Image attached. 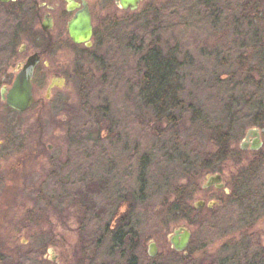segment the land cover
<instances>
[{
    "label": "rangeland",
    "instance_id": "obj_1",
    "mask_svg": "<svg viewBox=\"0 0 264 264\" xmlns=\"http://www.w3.org/2000/svg\"><path fill=\"white\" fill-rule=\"evenodd\" d=\"M178 2L181 0H144L136 12L130 13L117 10L112 3L99 5L97 1L92 4V13L97 28L105 30L126 18L168 9ZM206 3L210 11L205 16L208 20L198 26L193 23L197 30L182 35L178 44L167 45H173L170 56L178 54L177 62L171 63V87L179 89L182 99L195 101L190 112L177 121L176 128L167 123L168 111L157 115L151 106L142 103L143 94L134 80L135 74H127L132 64L123 49L117 51L118 58L109 61L110 68L119 71L117 78L110 75L113 70L109 71L106 65L105 68L97 56V37L91 39L90 48L68 46L58 60L45 58L50 62L49 68L56 71L55 78L64 80L48 98L46 89L52 71L43 69L41 64L32 81L34 105L24 113L14 114L0 100V140L9 139L18 147L14 154H7L5 147H0V258H8V252H13L16 264L26 250L37 249L46 255L45 264H73L81 247L87 246L80 243L77 224L83 212L70 205L69 194L76 193L78 183H74L86 174L110 180L108 195L106 192L105 197H94L97 209L105 202H117L126 188L133 194L140 192L141 204H137L132 215L141 217L144 242L153 238L159 247L158 256L148 264H200L209 259L215 260V264H264V118L260 116L264 112L256 110L259 100H264V69L250 75L252 79H261L258 83L262 85L250 111L239 117L234 129L224 126L229 133L224 148L234 152L240 151L239 145L249 129H259L262 147L258 152L227 155L223 167L218 162L211 163L212 167L203 166L191 175L185 173L172 153L171 131L182 141L184 135L193 139L190 162L197 163L200 155L216 154L222 149L217 141L220 127L226 125L231 112L236 114L244 97L237 85L228 88L232 80L225 81L226 88L221 91L215 89V80L231 76L241 59L252 66L257 59L252 48L237 51L236 43L229 46L238 30L230 25L226 28L222 15L217 14L218 7L235 4L236 0ZM195 10L187 17L192 18ZM20 28L0 17V61L3 56L9 57L2 67L8 77L0 79V86L6 84L9 88L16 64L43 48L40 42L24 39ZM169 41L163 38L162 42L166 45ZM126 42L120 41L118 48H125ZM25 43L27 53L19 56L17 50ZM124 82H128L127 87ZM243 91L251 93L254 89L250 85ZM39 137L45 146L37 155L41 165L35 167L33 162L20 157L28 148V153L34 154L32 146ZM53 161L62 167L57 175L50 174ZM215 174H221L225 194L215 189L204 191L206 178ZM176 187L183 190L181 203L187 206L185 214L180 211L177 216L168 211L177 199L173 193ZM231 192L233 199L228 196ZM128 201L134 207V199ZM199 201L216 205L197 210L194 205ZM190 208L198 212H191ZM177 226L191 233L188 255L183 261L171 251L167 239ZM209 226L211 236L206 235ZM49 248L51 253L47 252ZM39 263L41 260L34 258L33 264Z\"/></svg>",
    "mask_w": 264,
    "mask_h": 264
},
{
    "label": "trees",
    "instance_id": "obj_2",
    "mask_svg": "<svg viewBox=\"0 0 264 264\" xmlns=\"http://www.w3.org/2000/svg\"><path fill=\"white\" fill-rule=\"evenodd\" d=\"M208 1L209 0H181V2L176 3L173 7H169L168 9L148 11L147 13L141 15L126 18L120 23L112 25L104 33L98 35L97 37L99 49L97 56L104 67L106 65L109 71L113 70L110 71V75L113 78H117L116 73H119V71H115L117 68L111 69L109 61L112 62L114 59L118 58L120 53L117 51L119 49H123L127 53V56L132 64L128 68L127 74H135L136 79L134 80L137 81L138 88L141 89L143 94L142 103L145 105L147 104V106H151L157 115L161 114L162 110H165L166 112L168 111L169 117L167 116L166 118L167 123L168 125L173 126V128L178 127L177 121L183 117V115L190 112L195 105V101L192 98L188 100L182 99L179 96V89L171 87L170 78L172 77V72H174L171 63L172 61L177 62L178 54L170 56V51L172 50L173 45L172 47L170 46L171 48L167 47V45H170L171 42L178 44V40H180L182 35L187 34L190 31L197 30L193 23L198 26L202 22L204 23L205 20H208V18H205V16L210 13L208 8L206 9V6L208 5L206 2ZM193 8L196 9L195 13L192 18H188L187 15L194 10ZM216 11L219 17L222 15V22L227 25L226 28H229L228 26L230 25L238 30V36L236 38L233 37L231 41L228 42L229 46L236 43L237 49L234 50L237 51H242L245 48H252L257 59L254 66L249 64L248 60L241 59L237 63V68L233 71L231 76H220L217 80H215L214 87L215 89H218V91L226 88L223 87L225 81L232 80L233 84L228 86V88L231 87L232 89V86L237 85L239 92L242 94L241 96L244 97L240 104V108L235 111L236 114L231 112L228 115L226 125H222L223 127H220L222 130L219 138H217V141L222 147L221 150H218L216 154L212 153L207 156L200 155V159L199 161L197 160V163L190 162L188 161V155L191 159L192 151H190V146L193 144V139L184 135L182 141L176 132L173 133L171 131V134L174 136L172 153L176 154L178 164H180L185 173L189 175L196 170L198 171L199 169H203V166L210 168L212 167V164L217 162L220 163V167H223L222 165L225 164L227 155V157H232L240 153V151L234 152L224 148L226 137L229 134L227 132V128H235V124L238 123L239 117L243 115V113L250 111L249 108L251 103L257 99L258 95L262 91V85L258 83L261 79H252L250 75H257L264 69V38H262L264 32V0H236L235 4L220 6L216 9ZM182 18H186V20L182 21ZM172 34L174 35L173 37L171 36ZM146 35L148 38H145ZM228 35L230 37L232 36V33H229ZM163 38H165L166 41L168 39L170 41L166 42V45H164L162 42ZM146 39L149 40L146 42ZM120 41H127L125 48H118ZM123 75L124 77L122 78V81L125 79V72ZM128 75L127 77H129ZM127 85L128 82H124V86L127 87ZM250 85L253 87L254 91L251 93H245L243 90ZM227 95L229 94L227 93ZM130 96L133 97L134 94L130 93ZM225 97H228L226 101H230L229 96ZM256 107L257 111L264 112V100H259V105ZM176 112L178 115L174 117L173 113ZM260 116L264 118V113ZM224 126L227 128H224ZM178 141H181L182 143H179ZM71 143L74 144L75 142ZM178 151L182 152V154H178ZM130 159L131 157L128 158V160ZM51 168H53L52 173L55 172L53 175L59 174V171L62 170L61 165H58L57 162L54 163V161L51 164ZM75 183H78V188L76 193L73 192L69 194L70 205L74 204L78 207V210L81 209L83 216L102 214L101 211L103 207L101 209H97L96 204L92 201L94 196L96 197L98 194L104 193L102 189L104 190L105 187L108 188L110 186L109 179L106 177H102L100 179L99 177L91 178L85 174L81 180H78V182L76 181ZM93 186L95 189H89V187ZM125 191L127 194L126 196H130L133 199L141 196L140 192L135 191V194H133L129 188H126ZM173 193L176 195L177 199L175 204L168 208V211L176 216L180 211L185 214L187 211L185 208H187V206L184 203H181L184 199L183 190L176 187L173 189ZM91 196L93 199H90ZM228 196H232V199L234 198L232 192ZM179 197L181 198L180 200ZM38 198L40 199V196ZM235 198L237 197L235 196ZM120 201H123L122 195L119 197L117 202L114 201L113 203H109L110 209L115 208ZM189 210L195 213L198 212L193 208H190ZM29 218L32 219L31 216H29ZM207 230L208 233L206 235L211 236L212 230L210 226ZM84 237L86 239V235ZM36 250L37 249H32L30 255L32 256L37 253ZM174 255H176V253ZM180 258L182 261L184 260L183 257ZM145 260L146 257L144 256L143 261L146 262ZM212 260L213 259H209L208 261L201 262L200 264H215V260ZM3 263V261H0V264ZM16 264H23V258H20V261Z\"/></svg>",
    "mask_w": 264,
    "mask_h": 264
},
{
    "label": "flooded vegetation",
    "instance_id": "obj_3",
    "mask_svg": "<svg viewBox=\"0 0 264 264\" xmlns=\"http://www.w3.org/2000/svg\"><path fill=\"white\" fill-rule=\"evenodd\" d=\"M97 1L100 2L99 5H101V3L104 5L112 3L117 10H121L124 12L132 13L136 12V10L138 9L137 8L135 11L123 9L120 7L118 0H0V17L4 19L7 24L14 26H16V24H19L21 26L20 30H22H19V33L23 34L24 39L30 40L33 43L40 42L43 44L42 49H40L39 51L31 52L21 62H18L16 64L15 70L11 73L13 76L11 86L17 74L20 72L29 57L36 55L39 59V62L35 66L33 71V81V78L37 75L38 69L41 64L43 65V69L52 71L49 68L50 62L45 58L52 60V58L55 57L58 60L59 57L65 54L64 50L68 46H82L84 48H87L86 44H74L70 39L68 33V25L76 17V15L83 14L85 11L88 13L90 17V24L92 27L91 39L98 37V35H101L108 28H110V26L108 28H105V30L100 27L97 28L94 22L92 4ZM143 1L144 0H140L138 7ZM27 46L28 45L25 43L24 45L19 47V49L17 50V54L21 56L27 53ZM8 59V56H3L2 60L0 61V79L3 80L8 77V75H4V70L2 68L4 67L5 63H7ZM55 74L56 71H52L53 77L50 81L49 86L52 85L53 87L50 88L48 96L46 95L47 98L49 97L53 89L61 87L58 80L63 79L59 77L55 78ZM11 86L9 88L6 84H2L0 86V100L4 107L10 112L19 114L18 112H15L12 109L8 108L5 102L2 100V90H4L5 96ZM49 86L46 89V94ZM33 92L34 87L32 84V105L35 104ZM252 130L256 131V135L248 136V133ZM254 140H258V142L260 143V147L258 150H252ZM44 146V141H42L40 137L37 138L34 146H32V148L34 149V154L32 155L28 153V148L27 152H25V155L20 157V159L22 161L24 160L27 162H33L32 165H35V167L41 165V160L37 155H40V153H42ZM0 147H5V151L7 152V154H14V152L18 150V147L13 146L11 141L6 138H2L0 140ZM242 147L245 148L243 149ZM261 147L262 141L259 129L251 128L245 133V136L243 137L241 144L239 145V150L242 152L256 153L261 149ZM46 148L48 150H52V146L50 145H47ZM27 155H30V158H28V160H26ZM16 172H18V168L16 169ZM52 172L53 171H51L50 174L53 175L55 172ZM74 184L77 186V183ZM108 188L105 187L104 190L102 189L104 193H100L96 197H94L96 199L100 198L101 196L105 197L106 192L108 195ZM89 189L92 190L95 188L93 186L89 187ZM210 189H215L217 191L219 190L224 194L226 193L225 186L223 189H216L214 186H212L210 188L204 189V191ZM126 195L127 194L124 189L123 201L118 202V205L114 209H110L109 202H107V204L105 202L101 211L102 214L82 216L81 218H79V222H77V224L80 226V243L83 242L87 247H81V253L78 251V254L74 258L73 264H148L150 259H154L158 256L159 247L157 246L156 241L153 238H150L147 239L146 242H144L143 232H141V217L139 215H132V213L137 210V204L140 203L141 196H138L137 198L135 197V205L133 207L131 202L128 201L129 198L130 200L133 198L130 196L127 197ZM96 201L97 200L93 199L92 202L96 204ZM178 228H180V226H177L176 228L171 230V235H169V237L167 236L169 245L170 238L174 236V231ZM85 235L86 239L84 237ZM151 246H153L155 249V255L152 258H150L149 255ZM170 249L174 252L171 245ZM31 251L32 249H28L24 252L23 264H33L34 258L38 259L39 261L41 260V263L39 264H45V254L40 253V250H38L37 253L31 256ZM47 252L51 253L50 248L47 250ZM174 253L180 255L183 258H186V256L188 255L186 251L182 253ZM7 255L8 258H0V261H5L3 264H15L14 253L8 252ZM144 256L146 257V262L143 261Z\"/></svg>",
    "mask_w": 264,
    "mask_h": 264
},
{
    "label": "water",
    "instance_id": "obj_4",
    "mask_svg": "<svg viewBox=\"0 0 264 264\" xmlns=\"http://www.w3.org/2000/svg\"><path fill=\"white\" fill-rule=\"evenodd\" d=\"M119 5L123 9H129L135 11L138 8L140 0H118ZM68 33L70 39L74 44H86L87 48L91 47V37H92V27L90 24V17L85 11L83 14H78L68 25ZM39 59L36 55L31 56L23 65L20 72L17 74L11 88L7 91L4 96V90H2V100L5 102L6 106L12 109L15 112L22 113L30 108L33 104V95H32V76L35 66L38 64ZM59 85L64 84L63 80H58ZM53 86L50 85L47 90V96L49 94L50 88ZM249 135H256V131H250ZM243 146V145H242ZM260 143L258 140L253 141L252 150H258ZM243 149L245 147H242ZM241 148V149H242ZM214 186L216 189H223L224 184L222 183V177L219 174L214 176H208L203 185V188H210ZM216 204L213 202L204 203L202 201L196 202L194 208L197 210L203 209L205 206L208 209H211ZM190 232L184 228L180 227L174 231V236L170 238V245L175 252L182 253L186 250L189 240ZM154 247L150 248V257H154L155 251Z\"/></svg>",
    "mask_w": 264,
    "mask_h": 264
},
{
    "label": "bare ground",
    "instance_id": "obj_5",
    "mask_svg": "<svg viewBox=\"0 0 264 264\" xmlns=\"http://www.w3.org/2000/svg\"><path fill=\"white\" fill-rule=\"evenodd\" d=\"M175 252V251H174ZM150 258H152V257H150Z\"/></svg>",
    "mask_w": 264,
    "mask_h": 264
}]
</instances>
